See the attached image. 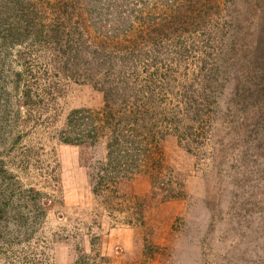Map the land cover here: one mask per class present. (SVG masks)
Segmentation results:
<instances>
[{"label": "rangeland", "instance_id": "1", "mask_svg": "<svg viewBox=\"0 0 264 264\" xmlns=\"http://www.w3.org/2000/svg\"><path fill=\"white\" fill-rule=\"evenodd\" d=\"M18 1L0 0V264H264V0ZM114 16L132 53L91 51ZM143 83L173 127L158 177L107 135L62 138L70 113Z\"/></svg>", "mask_w": 264, "mask_h": 264}, {"label": "trees", "instance_id": "2", "mask_svg": "<svg viewBox=\"0 0 264 264\" xmlns=\"http://www.w3.org/2000/svg\"><path fill=\"white\" fill-rule=\"evenodd\" d=\"M177 1L179 2V5L175 6V10L179 13L186 7L183 3L189 2L190 0ZM25 2L26 0H21L20 5L22 9H25ZM180 2L183 3L181 4ZM74 3L75 2L72 1L71 5H73ZM160 4L164 5L165 7L162 11L164 14L172 12L173 9H170L165 3ZM16 5L17 4L12 5L10 10L16 9ZM21 7L18 5L17 10L20 11ZM27 8L29 9V6ZM30 12L31 9H29V14ZM35 14L37 16H35V19L40 22L39 19H41V15L38 13ZM80 14L83 25L87 28V30H90L87 24L88 14H86V11L83 7L80 9ZM15 15L17 16L16 13ZM93 16L94 18H96V21L98 22L97 24L102 23V15L99 13V11L97 13H95L94 11L90 12V17L93 18ZM116 19L117 17L114 16V19L109 24L110 28L112 30H115L113 32L116 35L112 36L110 39L100 38L96 41H93L94 43L90 42L91 45L93 44L91 46V51L100 48V45L103 46L104 44H107L108 48L114 55H118L117 46L124 51L123 54L127 55L132 53L133 46L138 41H135V36H137V34L131 32L130 30L128 32L126 29V33L122 35L124 36V38L126 36V40L124 41L129 40L128 43H123L121 39L119 42H116V36H120V34H117V29L112 27V25H115L117 23ZM168 21L169 20L166 18L164 19V24L153 23V26L150 21H147L146 23H141L139 26V29L141 30L140 39L143 38L144 40H148L150 36H152V34H163L162 30L168 28L166 25H169ZM56 27L58 29V32L61 31L63 28V26L58 25ZM82 31L84 32L83 34L81 33V39L84 41L86 30L82 28ZM69 35L70 37L75 36L73 32L69 33ZM57 38L59 39L58 43H61L62 36L57 35ZM103 40H108V43H106V41L105 43L102 42ZM74 42L77 46L80 45V43H77V38ZM75 53H83L86 55V53L82 49L77 50ZM121 55L116 57L121 58ZM85 57H87V55ZM72 59V62L76 63V57H72ZM88 64L89 63H87V65ZM54 75L59 77L58 73L56 72ZM94 75L96 76V74ZM96 83L102 87L103 85L109 83V81L102 80V82L96 81ZM51 84H56L53 78L47 81V83L45 84V88L46 94L50 98H53L52 93L55 91L56 85L53 86ZM148 85L147 83H143L136 86L133 89V93L130 94L131 98L128 96L126 98L127 100L124 99L118 102L116 107L112 108L114 110H112V106L109 105L110 108L106 111V114L104 112L95 111L93 109H78L73 111L72 113H70V117H68L66 120L65 128L61 131L62 138L65 140V142L77 143L79 141H93L92 137L96 135H107V137H109L110 142L109 146L112 147L115 144L116 150L119 151L118 154H122V149L124 148L129 151L131 155H138V157L142 158L143 160H148V162L150 163V169L153 171L154 175L156 173L155 176L158 177L161 174V167L159 166V162H161V160L159 159L160 155L163 154L162 145L160 144V142L158 143V140L160 141L161 137H165L166 135H168L173 130V127L172 124L166 122L167 120H165V118H161V116L157 114V104L155 102L154 92L152 90H147L149 88ZM104 88L105 87H103V89ZM25 92H27L28 94L32 93L36 95V93L31 89H27ZM104 92L111 94L112 91L110 88H105ZM22 103L25 104V101ZM114 125H116L117 127L115 131L113 129ZM108 130L110 133L108 132ZM111 152L112 151H110V153Z\"/></svg>", "mask_w": 264, "mask_h": 264}]
</instances>
